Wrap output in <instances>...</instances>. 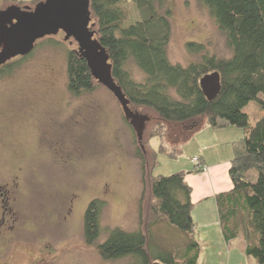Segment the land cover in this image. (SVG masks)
<instances>
[{
	"label": "rangeland",
	"instance_id": "rangeland-1",
	"mask_svg": "<svg viewBox=\"0 0 264 264\" xmlns=\"http://www.w3.org/2000/svg\"><path fill=\"white\" fill-rule=\"evenodd\" d=\"M166 5L172 11L167 46L172 64L185 67L202 54L229 57L224 35L198 0ZM7 6L0 4V9ZM123 9L124 25L138 20L133 5ZM63 38L60 32L38 41L28 56L8 62H18L10 72L0 73V264H133L130 258L104 260L95 245H86L83 216L89 202H105L95 244L112 229L143 228L150 176L193 169L190 147L182 150V145L203 127L185 131L165 124L163 129L153 111L130 106L150 119L142 150L106 88L96 84L79 96L68 91L66 57L77 46ZM188 43L202 45V53L190 54ZM127 69L135 82L143 81L132 62ZM254 104L245 109L249 123ZM155 131L161 137L150 138ZM150 236L163 248L185 241L163 221L150 229ZM246 258L240 263L257 264Z\"/></svg>",
	"mask_w": 264,
	"mask_h": 264
},
{
	"label": "trees",
	"instance_id": "trees-1",
	"mask_svg": "<svg viewBox=\"0 0 264 264\" xmlns=\"http://www.w3.org/2000/svg\"><path fill=\"white\" fill-rule=\"evenodd\" d=\"M171 1L89 0L91 30L108 54L112 77L130 106L153 111L160 128L175 124L185 131H195L207 125L242 131V138L232 144L228 170L232 189L218 194L215 203L224 240L229 243L241 237L245 256L264 264V0H198L224 35L230 55L218 58L202 54L185 67L172 64L167 55L172 11L166 4ZM0 4L22 5L14 0H0ZM124 5L137 10L139 18L134 23L123 24ZM186 49L190 54H200L203 46L188 43ZM130 62L144 75L142 82L132 79L127 69ZM17 63H7L0 73L10 72ZM213 72L219 74L221 89L214 100L208 101L199 80ZM66 74L67 88L73 96L97 87L76 50L67 53ZM252 102L262 116L251 125L244 108ZM153 137L161 136L155 131ZM154 159L155 166L156 154ZM149 181L144 227L132 232L112 229L102 243L95 244L101 233L105 202L94 199L83 216L86 245H95L107 261L130 258L133 264H197L199 247L193 240L191 188L185 174L151 175ZM161 221L184 238L183 245L170 249L152 244L150 229Z\"/></svg>",
	"mask_w": 264,
	"mask_h": 264
},
{
	"label": "water",
	"instance_id": "water-1",
	"mask_svg": "<svg viewBox=\"0 0 264 264\" xmlns=\"http://www.w3.org/2000/svg\"><path fill=\"white\" fill-rule=\"evenodd\" d=\"M89 6V0H41L32 7L10 5L0 9V69L13 59L28 56L38 41L62 32L64 41L76 44V53L85 60L96 83L116 99L143 150V133L150 119L131 110L128 99L113 79L109 56L91 30ZM199 87L208 101L214 100L221 89L219 74L204 75Z\"/></svg>",
	"mask_w": 264,
	"mask_h": 264
},
{
	"label": "crops",
	"instance_id": "crops-1",
	"mask_svg": "<svg viewBox=\"0 0 264 264\" xmlns=\"http://www.w3.org/2000/svg\"><path fill=\"white\" fill-rule=\"evenodd\" d=\"M14 1L27 6L35 0ZM249 105L251 103L244 108V112ZM252 114L254 117L251 125L256 118L262 116L256 104L253 106ZM193 138L182 145V150L190 147L189 152L193 154L191 157L193 169H187L189 171L183 173L186 183L191 188L193 240L199 247L197 264H241L242 256H245L244 241L241 237L229 243L224 240L215 197L232 189L228 175L232 144L242 138V131L232 126L212 129L204 125ZM193 159L198 160L199 167Z\"/></svg>",
	"mask_w": 264,
	"mask_h": 264
},
{
	"label": "built area",
	"instance_id": "built-area-1",
	"mask_svg": "<svg viewBox=\"0 0 264 264\" xmlns=\"http://www.w3.org/2000/svg\"><path fill=\"white\" fill-rule=\"evenodd\" d=\"M193 162H194L196 165H198V167H199V164H198V160H197V159H193Z\"/></svg>",
	"mask_w": 264,
	"mask_h": 264
}]
</instances>
